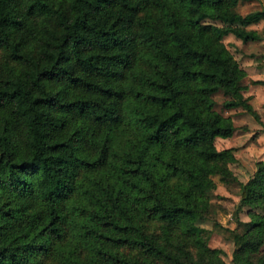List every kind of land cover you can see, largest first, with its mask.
Wrapping results in <instances>:
<instances>
[{
    "label": "trees",
    "instance_id": "obj_1",
    "mask_svg": "<svg viewBox=\"0 0 264 264\" xmlns=\"http://www.w3.org/2000/svg\"><path fill=\"white\" fill-rule=\"evenodd\" d=\"M240 1L0 0V48L22 65L0 71V264H227L200 223L236 160L214 144L235 125L213 95L249 108L221 40L260 38L264 8ZM240 202L232 263L264 264V161Z\"/></svg>",
    "mask_w": 264,
    "mask_h": 264
},
{
    "label": "rangeland",
    "instance_id": "obj_2",
    "mask_svg": "<svg viewBox=\"0 0 264 264\" xmlns=\"http://www.w3.org/2000/svg\"><path fill=\"white\" fill-rule=\"evenodd\" d=\"M256 8H264V0L240 1L237 6L241 13ZM148 13L157 19V12L154 9L142 10L139 15L149 17ZM249 27L257 29L261 37L242 40L233 34H228L221 40L224 47L244 70V76L240 81L242 87L239 92L249 108L244 104L226 108L223 106V101L229 96L222 90L213 95L215 109L231 117L235 125V130L230 136H217L214 144L218 149L233 147L236 160L225 163L232 172V178L222 181L220 174L212 176L214 187L209 191L212 215L211 218L200 223L212 230L208 245L218 248L219 255L227 264H233L232 251L234 248L229 230L243 233L251 226L249 206L240 202L242 184L256 170L257 162L264 161V19L250 24ZM138 64L141 67L146 65L143 62ZM21 66L19 62L8 58L5 50L0 48L1 72L8 73L11 69L12 72L18 71ZM255 209L261 211L264 208ZM160 223V221H147L145 224L148 230L160 232ZM261 249H264V244Z\"/></svg>",
    "mask_w": 264,
    "mask_h": 264
}]
</instances>
